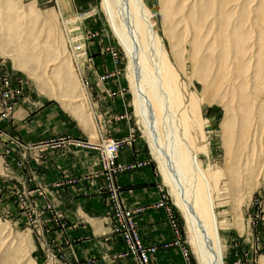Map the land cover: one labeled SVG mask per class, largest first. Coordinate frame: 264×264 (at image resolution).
<instances>
[{
	"label": "rangeland",
	"instance_id": "rangeland-1",
	"mask_svg": "<svg viewBox=\"0 0 264 264\" xmlns=\"http://www.w3.org/2000/svg\"><path fill=\"white\" fill-rule=\"evenodd\" d=\"M103 1L0 0V264H134L114 229L117 204L101 157L107 140L119 147L110 168L116 199L133 211L138 232L142 208L125 202L120 176L151 169L168 234L153 243L141 238L158 248L151 264L168 250L170 264H199L186 217L137 118L129 59ZM143 1L171 69L199 108L192 151L208 174V219L223 264H264V0ZM7 87L18 94L2 116ZM36 113L37 135L29 119ZM126 146L136 156L120 163ZM77 150L93 159L51 181L50 153L74 160ZM79 181L94 185L101 204L63 207L57 189ZM74 192L76 203L90 195ZM99 235L113 242L95 258L86 250Z\"/></svg>",
	"mask_w": 264,
	"mask_h": 264
},
{
	"label": "bare ground",
	"instance_id": "bare-ground-1",
	"mask_svg": "<svg viewBox=\"0 0 264 264\" xmlns=\"http://www.w3.org/2000/svg\"><path fill=\"white\" fill-rule=\"evenodd\" d=\"M103 2L129 59L128 76L137 118L175 204L186 217L198 263L223 264L222 251L208 219L211 214L205 188L208 174L200 171L192 151L190 130L202 126L199 108L171 69L168 53L153 28L144 1Z\"/></svg>",
	"mask_w": 264,
	"mask_h": 264
},
{
	"label": "crops",
	"instance_id": "crops-1",
	"mask_svg": "<svg viewBox=\"0 0 264 264\" xmlns=\"http://www.w3.org/2000/svg\"><path fill=\"white\" fill-rule=\"evenodd\" d=\"M39 115L40 114L37 113L30 115L29 119L30 123H32L31 125H36V123L38 122L37 117ZM36 127L37 126H35V128ZM38 132L39 130L36 128L35 134L37 135ZM75 155L76 156H74L73 160V156L70 154L61 155L59 154V152H51L49 157L50 160H48V166H46L48 172L50 173L49 179L55 182L63 178H70L76 173H80V169L86 165V162H89L90 159H93V157L90 158L88 151L77 150ZM135 156L136 153L134 152L133 148L126 146L120 151L118 155V161L120 163H127ZM150 171V167L146 165L144 167H141L139 170H130L120 176V181L123 186L122 194L124 195L125 202L128 205H138L142 208V211L138 214L137 223L140 236L146 243L159 242L163 240L165 236L168 235L167 232H165L167 228L165 226V223L163 222V210L155 206L159 198V193L157 194L156 190L151 188L149 182L150 180H152V174ZM57 191L60 192L59 195L62 198L61 202L63 207H66L67 209L73 208L74 206L80 207V205H82L84 202H87L88 200L90 201L92 199L94 200L93 202L98 205L101 204V199L103 198H101V195L96 192L97 189L94 187V185L88 187L81 184V181L75 184H64L62 187L57 189ZM74 191H77V194L79 193L78 191H80L84 194L86 192V194L90 195H83L82 198L78 196V202L76 203L73 202V198L71 199L70 197L71 193H75ZM87 209L89 210V208ZM95 234L96 232L93 235ZM111 237L112 236L109 235H99L93 237L91 239V244H88L89 248L86 250L88 251V255L94 256L95 258H99L101 255L100 247H107V250L109 246L111 247L113 242V239ZM97 240L99 243L102 244V246L97 243ZM97 250L100 252H98ZM95 251L97 252L94 253ZM171 256L172 254L169 250L167 252H158V254L155 256L153 264H170ZM82 260L85 259L82 258Z\"/></svg>",
	"mask_w": 264,
	"mask_h": 264
},
{
	"label": "built area",
	"instance_id": "built-area-1",
	"mask_svg": "<svg viewBox=\"0 0 264 264\" xmlns=\"http://www.w3.org/2000/svg\"><path fill=\"white\" fill-rule=\"evenodd\" d=\"M4 84L6 86H9L7 80L4 81ZM17 94V91L14 90L13 93V91L8 87L4 90V92L2 93V97H7V99L6 101H4L3 112L1 113L2 116H6L12 111L14 105L13 102L9 99L13 98ZM107 142L108 144L106 145V147L105 145H103L101 157L104 167L108 168V186L110 187L109 189L111 192V199L115 200L117 204L116 216L118 217L119 221L117 225L114 224V229L120 233L121 240L123 241V244L127 249L126 253H129L130 251L132 257H134V264H151V259H153V256L156 254L158 248L154 245L144 244L143 240L141 239V236L139 235L138 230L134 225L135 222L132 216L133 211L121 207L119 201L116 199L118 197L119 192L117 191V188H115V182H112V172L110 171V168L111 164L113 163V159L119 151V147L117 146V143H115L113 140H107ZM165 211L171 218L170 223L172 227L175 226L173 222V216H171V210L166 207ZM164 246L166 247L167 245L165 244ZM184 254L186 255V252H184ZM122 255L124 254H118L116 255V257H121ZM108 256L109 255H106V257Z\"/></svg>",
	"mask_w": 264,
	"mask_h": 264
}]
</instances>
